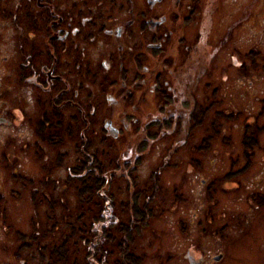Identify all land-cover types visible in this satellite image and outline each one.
Masks as SVG:
<instances>
[{
	"label": "flooded vegetation",
	"instance_id": "1",
	"mask_svg": "<svg viewBox=\"0 0 264 264\" xmlns=\"http://www.w3.org/2000/svg\"><path fill=\"white\" fill-rule=\"evenodd\" d=\"M134 3V0H0V21L11 31L10 40L17 58L10 63L15 78L8 83L20 92L12 98L10 92L3 90L6 94L2 95L0 91V101H8L22 114L32 129L35 151L43 145L62 146L64 134L75 119L66 120L71 103L79 105L81 127L80 106L103 100V93L117 83V77L112 74L118 72L119 55L111 49L116 40L111 30L122 26L125 41H131L121 48L124 64L120 69L125 67L126 79L130 71L126 69V60L134 56L140 66L142 58L147 59L149 55H160L163 62H169L165 57L171 55L186 58L188 52L182 47V41L192 36L194 61L182 64L176 74L175 97L182 106L180 111H184L176 118L178 151L181 159L188 154L191 167L187 174L199 172L205 161L212 166L217 163L219 170L201 179L202 183L206 182L204 203L199 204L203 207L202 216L197 219L196 236L191 244L205 248L206 239L212 237L223 247L220 241L226 243L225 231L233 227L228 223L229 214L237 215L241 225L247 220V214L264 215V189L254 187L249 192L243 191L242 181V176L256 164L257 181L264 182L261 175L264 163L253 160L258 154H264V80H250L253 74L264 79V28L259 27L264 23V0H140L145 8L142 11H135ZM244 33H251L254 38L248 50L240 48L245 41ZM104 46L103 54L111 61L105 74L102 63L95 68L90 58L93 50ZM134 74L136 78L140 73ZM156 79V95L167 102L170 96L165 82L159 76ZM6 82L5 77L0 79V85ZM89 85L98 86L99 93L90 90L87 94ZM23 87L30 89L32 101L35 98L34 112H39L38 116L29 115ZM239 88L249 94L248 102L244 94H237ZM184 116L189 121L186 133ZM58 126L61 127L56 129ZM198 126L204 129V134L201 142L191 147V152L208 153L205 159L184 149L186 146L190 149L189 138L192 139ZM53 128L57 139L55 145H50L40 133L53 135ZM79 136L82 142L83 134ZM77 145L83 149L79 143L71 147L73 151ZM131 175L127 180L132 182L127 183L135 187L136 176ZM113 179L107 182L116 185L119 192V179ZM228 181L235 185L223 187ZM148 183L152 185L148 189L147 183L139 186L138 197L149 189L154 197L161 184L158 179ZM116 199L115 196V205ZM177 200L185 202L186 196L180 192ZM180 225L187 231L184 221Z\"/></svg>",
	"mask_w": 264,
	"mask_h": 264
},
{
	"label": "rangeland",
	"instance_id": "2",
	"mask_svg": "<svg viewBox=\"0 0 264 264\" xmlns=\"http://www.w3.org/2000/svg\"><path fill=\"white\" fill-rule=\"evenodd\" d=\"M134 1L135 11L145 10L144 5L139 3L140 0ZM151 21L149 20V22ZM260 26L264 28V23ZM111 33L116 39L111 49L118 51L119 55L118 72L115 75L112 74V77H117V83L108 88L106 92H102L103 100L99 104L102 114L98 124L96 122L92 124L94 118L96 120V116L100 114L96 111L97 104L87 103L85 107L84 105L80 106L84 126L81 123V127H79V105L71 103L73 106L69 105L70 111L68 107L66 120H72L70 116L73 112L77 119L72 121L71 133L66 130L65 142L62 146H44L42 144V149L38 148L39 151H35L32 129L24 121L22 114L8 101H0V200L4 199L3 204L0 203V264H23L22 257L14 258L13 253L18 242L15 239L14 231H11L10 228L30 231L32 215H34L37 228L42 226L41 232H45L43 229L47 224L46 218L43 217L48 209L46 202L41 200L36 202L35 206V201L31 198L32 186L22 185L19 180L13 177V174H22L32 178L37 197L42 194L46 198L47 194L50 195L51 192H54V195L64 202V197L57 195L61 193L62 188L57 186L53 189L51 182L61 183L67 175L68 168L75 162L77 154L71 147L76 144L79 133L80 135L87 133V131L85 132L87 120L91 123L90 127H94L97 131V136H92L94 144L99 143V148L105 155V158L101 155L99 157L105 161L106 158H110V160L114 158L118 163L116 176L113 177V180L119 179L120 190L117 192L116 185L113 186V183L108 186V189L117 198V211L124 208L127 219L131 217L133 211L139 208L144 209V204L148 203L150 207L152 206L153 216L150 221L140 229L129 244L134 254L142 258L140 264H264V215L253 217L247 214V220L241 225L237 215L233 213L230 216L229 214L228 223L233 227L230 226L226 229V243L220 241L223 247L218 246L212 237L206 239L207 246L205 248L193 247L191 244L193 237L196 236L197 219L202 216L203 207L199 204L204 203L203 194L206 182L202 183L201 179L219 170L217 163L212 166L208 161H205L206 163L202 165L199 172L193 171L187 174L186 171L191 167L188 154H182L184 158L181 159L178 151L180 138L176 133V118L184 111H180L182 106L175 97L178 90L176 74L182 64L188 65L194 61V57L192 58L194 53L192 36L182 41V47L188 52L186 58L171 55L165 57L169 59V62H163L160 55L158 57L149 55L147 59L143 60L142 58L140 66L134 56L130 60H126V69L130 70L126 79L125 70H123L125 67L120 69L124 64L122 59L124 51L121 48L124 43L131 44V41H125V32L120 25L111 30ZM10 37V29L0 21V79L3 77L7 79L6 83L0 85V91L6 90L14 98V95L20 92L14 88L13 84L8 83L9 79L15 78V71L10 63L17 60ZM242 37L245 41L241 43L240 48L246 50L252 48L254 38L251 33L248 35L244 33ZM156 43L158 44V42ZM152 46L151 44L148 47L152 48ZM262 48L264 49V34ZM105 49L106 46L101 50H93L90 57L93 67L97 68L98 63H102L103 74L108 73L107 68L111 66L110 57L103 54ZM134 72H139V76L134 78ZM157 76L165 82V90L170 96L167 102L160 100L159 94L156 95L155 80H157ZM250 80L264 79H259V75L253 74ZM88 88L93 90L94 94L99 93L98 86L89 85ZM21 91L22 95H25L27 111L31 113L29 115L38 116L39 112H34L35 98L33 101L30 98V89L23 87ZM236 92L244 94L246 102L249 101V94L243 88H239ZM5 94L3 91L2 95ZM184 118L183 129L186 133L189 121L187 116ZM166 122H171V126L165 127L164 123ZM197 128L198 131H195L192 139L189 138L190 149L186 146L185 152H191V147L201 142L204 129L200 126ZM103 136L104 140H102ZM100 138L102 142H100ZM190 154L199 156L200 159L203 156V159L208 156V153L201 151ZM263 157L264 154H258L257 158H253V160L262 164L264 163ZM221 159L224 158L221 157ZM178 163H180L179 166ZM255 166L256 164L247 170L245 176H242L245 188L243 191L249 192L254 187L264 189V182L257 181L259 177L256 175ZM129 168H133L132 172L136 176L135 187L127 184L126 178H129L128 174L131 171ZM261 175L264 177V169H262ZM104 176L109 180L110 172L108 171V174H104ZM150 177L158 179L162 185H158L153 199L151 197L144 198L146 195H151L150 189L146 194H141L138 197L137 189L145 183H147L146 187L150 185L148 183L151 180ZM234 185L228 181L223 187L229 188ZM152 190L154 191L153 187ZM180 192L186 196L185 202L179 203L177 200V195ZM69 199H71L70 204L74 205V197L69 196ZM3 205L5 207L1 208ZM55 213L59 215L61 212L55 211ZM181 220L188 226L187 231L182 229ZM48 233L47 236H51L52 230L50 229ZM210 240L212 241L210 242ZM95 248L96 244H94ZM218 254H222V257L215 260L214 256ZM116 258L117 256L114 255L109 257L107 264L116 262ZM28 264H40V261L36 258L30 260Z\"/></svg>",
	"mask_w": 264,
	"mask_h": 264
},
{
	"label": "trees",
	"instance_id": "3",
	"mask_svg": "<svg viewBox=\"0 0 264 264\" xmlns=\"http://www.w3.org/2000/svg\"><path fill=\"white\" fill-rule=\"evenodd\" d=\"M87 63L89 64L88 60ZM90 90L88 88L87 92ZM101 103L102 100L95 103L99 107V109L96 108L99 113L101 110L99 104ZM101 114L96 116V120L94 118L92 124L95 122L98 124ZM73 117L77 119L74 113L71 114V118ZM82 123L84 126V122ZM170 123L166 122L164 126H171ZM90 125L91 123L87 120L85 130L87 133L81 137L82 142H79L80 136L76 141V144L82 143L83 149L77 145L75 162L68 168L66 177L61 183L56 182L57 185L55 181L51 182L53 189L57 186L62 188L61 193L57 195L63 196L64 202H61L54 192H51L50 195L47 194L46 198L42 194L37 197L32 178L22 174H13V177L19 180L22 185L32 186L31 198L35 201L34 205L43 200L48 206L43 216L47 220L43 229L45 232H41L42 226L37 228L35 225L34 215L31 217L30 231L10 228L11 231H14L15 239L18 242L13 253L14 258L22 257L23 264H28L30 260L36 258L39 259L40 264H107L108 258L113 255L117 258L116 262L112 264H140V260H142L141 257L134 254L129 244L140 229L150 221L153 216L152 206L150 207L148 203L144 204V209L139 208L133 211L131 217L127 219L124 208L117 211L114 193L108 189L111 183L107 182L104 174H108L109 171V178L113 179L116 176L118 163L114 158L113 160L106 158L105 161L99 157L101 155L105 158V155L99 148L100 144H94L92 136L96 137L97 131ZM60 127L58 126L56 129ZM67 130L71 133L72 127ZM53 132V135L42 132L40 137L50 145H55L57 135L54 128ZM104 139L103 136L102 140ZM102 140L100 138V142ZM132 169L129 168L131 170L128 174L129 178H132L131 173L135 176ZM150 179L152 182L157 180L151 177ZM127 182H132V179ZM65 186L66 189H64ZM69 196L74 197V205L70 204ZM145 197L153 199L152 194ZM55 211L61 213L58 215ZM50 229L52 235L47 236ZM94 244H96L95 249Z\"/></svg>",
	"mask_w": 264,
	"mask_h": 264
},
{
	"label": "water",
	"instance_id": "4",
	"mask_svg": "<svg viewBox=\"0 0 264 264\" xmlns=\"http://www.w3.org/2000/svg\"><path fill=\"white\" fill-rule=\"evenodd\" d=\"M221 258V254H218L214 257L215 260H219Z\"/></svg>",
	"mask_w": 264,
	"mask_h": 264
}]
</instances>
